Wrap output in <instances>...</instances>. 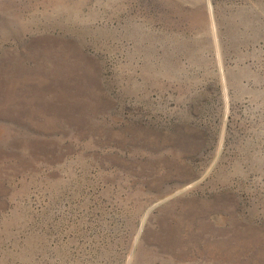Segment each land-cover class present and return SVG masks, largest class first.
I'll return each instance as SVG.
<instances>
[{
    "label": "rangeland",
    "instance_id": "1",
    "mask_svg": "<svg viewBox=\"0 0 264 264\" xmlns=\"http://www.w3.org/2000/svg\"><path fill=\"white\" fill-rule=\"evenodd\" d=\"M0 264H264V0H0Z\"/></svg>",
    "mask_w": 264,
    "mask_h": 264
}]
</instances>
